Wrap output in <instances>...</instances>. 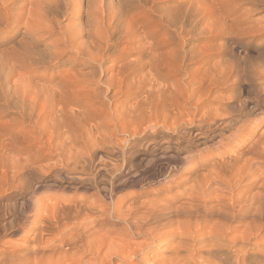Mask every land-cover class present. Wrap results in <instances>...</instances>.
Returning <instances> with one entry per match:
<instances>
[{
  "label": "bare ground",
  "instance_id": "obj_1",
  "mask_svg": "<svg viewBox=\"0 0 264 264\" xmlns=\"http://www.w3.org/2000/svg\"><path fill=\"white\" fill-rule=\"evenodd\" d=\"M259 11L264 0H0V194L14 196L0 264H264L253 241L264 235V154L236 153L240 129L211 148L210 109L186 114L190 97L238 74L217 75L214 62L199 76L200 36L211 33L215 56L231 42L262 51ZM247 52L245 62L264 54ZM145 154L166 170L138 181Z\"/></svg>",
  "mask_w": 264,
  "mask_h": 264
},
{
  "label": "rangeland",
  "instance_id": "obj_2",
  "mask_svg": "<svg viewBox=\"0 0 264 264\" xmlns=\"http://www.w3.org/2000/svg\"><path fill=\"white\" fill-rule=\"evenodd\" d=\"M71 10H72V8L69 7V9L66 10V12H65L66 14H64V12L62 14L58 13V18H59L58 22L60 25L68 26L72 23V21L68 20V18H67V14H69L71 12ZM60 15L62 16V18ZM251 20H252V23L254 25L264 27V11H259L257 14L253 15L251 17ZM209 22L210 21H206L205 24H208ZM0 36H2L1 33H0ZM211 36H212L211 33H208L207 35L206 34L201 35L200 38L198 39V41L196 42L198 50L203 52L202 53L203 55L200 58H198V64L195 65L196 67H198V69L194 66H193V69L196 68L197 71L199 72V73L198 72L197 73L200 74L199 76H201V74L203 73V69L205 72L210 66L214 65V62H215V64L217 62L218 63L217 73L220 72L221 69L222 70L223 69L224 70L229 69L230 65L231 66L235 65V66H237L236 68L238 70V74L236 75L237 77H235V76L232 77V85L230 83H228V85H227L229 87L218 85V84H216V82H219V81H216V82L214 81L213 86H210L211 92H210V90L209 91L207 90L208 95H206V93H205L206 90H203L204 89L203 88L200 90V93H199L200 98L198 97V95L195 96L196 98L190 97V99L188 100V106L189 107L188 106L186 107V112H187L186 114L193 113L195 107H196V112L197 111L199 112L197 114V117L204 110H205L204 112L211 111L210 113H212V114H210V119L208 120V122L212 123L211 127H209V128L211 130V134H213L212 136L215 138L213 144L212 143L209 144V146H211V148L214 144L217 143V140H218V142L225 143L226 140L230 138V135L233 133V130L240 129L241 131L246 132V134L248 133L249 135L247 134L248 139H246V142L241 146V148H239V150L236 151V153H240V154L249 153V154H247V157L250 155L248 158L255 157L256 156L255 154H258V153L260 154V152L264 154V151H263L264 150V54L263 53L264 52H262L264 50L261 51L260 45L255 42L254 44H252V46H250V48L248 49V52H247V51L243 50L242 47L236 46L235 44H233V42H231V43H229L227 48H223V52L220 56H215V55H213L211 48L216 44V42L211 40ZM217 42H219V41H217ZM262 45L264 46V43ZM36 46H37L38 50L35 47L33 52H38L41 50L40 48H42V46H40V45H36ZM123 47L124 46L119 45L116 50L121 49ZM262 49H264V47ZM227 51H228V53H227ZM246 52L248 55H252L253 57L258 53H262L263 58L253 60L251 62H245V61H243V59L241 57H243L244 54H246ZM230 53H232V55H234L238 60L237 61L230 60V57H229ZM130 58H134V55L130 56ZM200 61H202V62H200ZM228 62L229 63L232 62V63L229 64ZM206 67H207V69H206ZM219 67L221 68L220 71H219ZM62 68H63L62 70H65L67 68V66H63ZM240 68L243 71H241ZM201 69H202V72L200 73ZM6 72L8 73V76H7L8 81H11V79H13V78H14V80H13L14 82L18 80V74L16 73L17 71L16 72L13 71L11 74L8 71H6ZM14 74H17V75H14ZM220 74H221V72H220ZM217 75H219V73ZM10 76H11V78H10ZM217 77H220V76H217ZM197 78H198V76H197ZM13 81H11V83ZM193 88H195V87H193ZM193 88H191V90ZM188 89H187V87L183 88V91L185 90L184 92L186 93V94L183 93L184 94L183 96L189 97L190 94H188V93L190 90H188ZM202 95H204L205 97L204 96L201 97ZM218 96H220V97H218ZM223 97H224V99H223ZM220 98H221V100H220ZM137 99H138V97L133 98L132 100L136 101ZM116 104H118V102ZM243 104H246V107L241 108V109L243 110L246 108L245 109L246 111L243 110V112H242V110L239 107H241ZM194 105H197V106H194ZM256 105H259V106L256 107ZM192 109H193V111H192ZM8 118H10V117H4L3 119H0V120L2 123H6V122L10 121V119L8 120ZM184 119L189 120L188 117H185ZM241 121H242V123H241ZM184 124H183L184 126L181 127V129H188L189 130V128H191V126H193V124H188V122H186ZM150 131L152 132L153 128H149V130L147 132L150 133ZM117 138L121 139L122 136H118ZM146 142L147 141L142 140L141 144H146ZM254 142H256L258 144V146L255 148H252L253 145L255 144ZM126 146H128V144H126ZM140 147H137L135 150V152L137 154L138 153L141 154V152L143 150L142 149L143 146L141 145ZM217 153H218L217 149H211V151H210L211 157H216L214 154H217ZM145 156H144L145 159L143 158V160L141 162L137 161L139 163L138 164L139 166L134 171V175H137L138 181L141 180L142 178L146 177V176H149V175H153L154 177L158 176L159 174L161 175L166 170L165 164H163L162 166H155V165L152 166L150 164L148 165L147 160L150 159V156L147 154H145ZM257 161H258L257 163H259L257 165L258 170H259L257 172V174L261 173V172L264 173V159H257ZM80 176L84 177L86 175H80ZM120 192H121V195L127 194L128 192H131V189H124ZM2 195L3 194H0V223H2V221L4 220V216H3L4 214L3 213H5L4 210L6 208V205L10 204L8 202H13V200H14L13 195L9 196L7 199H4L2 197ZM253 241L257 247H259V248L264 247V235L263 234L260 237H258L257 239H254ZM248 250H250V251L255 250V247L250 246ZM151 251H152V253L150 254ZM150 252H149L150 255L155 254L157 256V260H160L161 258L165 257L164 256L165 253L163 252V247L162 248H153L150 250Z\"/></svg>",
  "mask_w": 264,
  "mask_h": 264
}]
</instances>
